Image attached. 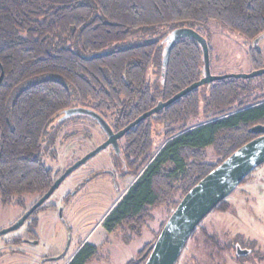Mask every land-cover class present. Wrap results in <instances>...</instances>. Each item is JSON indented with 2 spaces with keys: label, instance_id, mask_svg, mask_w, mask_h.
<instances>
[{
  "label": "trees",
  "instance_id": "obj_1",
  "mask_svg": "<svg viewBox=\"0 0 264 264\" xmlns=\"http://www.w3.org/2000/svg\"><path fill=\"white\" fill-rule=\"evenodd\" d=\"M210 23L255 41L264 34V0H0V202L39 199L53 184L42 162L43 142L65 110L90 109L119 131L198 81L200 45L177 39L163 69L165 38L181 28L199 33L196 27ZM251 53V63L261 69L259 53ZM153 66L158 92L148 82ZM263 76L199 87L157 119L130 128L119 146L127 174L138 178L104 216L103 229H141L155 207H164L169 217L193 186L253 140L251 129L264 123ZM153 121L164 140L149 152ZM226 209L223 200L211 212ZM97 258L96 247L81 242L66 264Z\"/></svg>",
  "mask_w": 264,
  "mask_h": 264
},
{
  "label": "rangeland",
  "instance_id": "obj_2",
  "mask_svg": "<svg viewBox=\"0 0 264 264\" xmlns=\"http://www.w3.org/2000/svg\"><path fill=\"white\" fill-rule=\"evenodd\" d=\"M196 28L209 46L213 76L256 71L251 52H255V58L259 56L264 68V34L249 42L216 23ZM165 32L162 29L156 33ZM156 74L157 67H151L148 82L154 83L158 92ZM261 79L264 81V76ZM61 118L62 114L51 124L42 149V162L54 179L106 141L101 127L90 117ZM151 124L149 152H154L164 139L159 124ZM124 163L122 154L116 157L106 147L74 170L20 228L0 237V264H66L81 242L92 244L98 251V258L87 264H127L144 259L147 251L142 255L143 249L153 241L168 215L164 207L152 208L151 218L141 229L124 228L109 234L101 224L138 178L127 174ZM36 201V196H23L11 205L0 202V231L15 224ZM225 201L227 209L210 212L201 221L175 264H264V163L251 171L245 183Z\"/></svg>",
  "mask_w": 264,
  "mask_h": 264
},
{
  "label": "water",
  "instance_id": "obj_3",
  "mask_svg": "<svg viewBox=\"0 0 264 264\" xmlns=\"http://www.w3.org/2000/svg\"><path fill=\"white\" fill-rule=\"evenodd\" d=\"M189 37L195 40L201 47L203 56V74L202 77L185 87L166 101H158L149 111L138 116L133 122L116 134L109 136L108 139L94 151L67 168L57 179L54 180L48 191L41 196L35 204L11 227L0 231V237L20 228L27 218L39 207L43 205L46 199L58 188V186L79 166L95 156L108 145L115 143L130 128L144 121L150 116L156 115L164 108L182 98L191 91L210 84L215 81L234 78V79H251L264 74V68L257 69L250 74H231L222 76H213L210 73L209 49L206 41L197 32L190 29H177L172 31L165 38L166 45L162 59V68L165 69L170 49L174 42L179 38ZM163 76V74H162ZM75 115H85L97 122L103 130L105 129L103 119L90 109L70 108L63 112L61 120ZM256 137L237 149L219 166L201 179L193 186L179 201L176 208L169 217L178 210L180 216L177 220H182L178 226L171 224L167 226V231L162 228L150 251L146 252L144 264H175L178 260L182 249L185 247L191 234L194 232L199 223L223 200H225L234 189L253 171L256 167L264 163V123L256 125L251 129ZM109 135V134H108ZM238 251V250H237ZM240 251L237 252L239 254Z\"/></svg>",
  "mask_w": 264,
  "mask_h": 264
},
{
  "label": "flooded vegetation",
  "instance_id": "obj_4",
  "mask_svg": "<svg viewBox=\"0 0 264 264\" xmlns=\"http://www.w3.org/2000/svg\"><path fill=\"white\" fill-rule=\"evenodd\" d=\"M96 124H97V122H96ZM104 125H105V129L106 130H103L102 128L101 129H102V131L105 134L106 140L108 139L109 136H112V135H114V134H116L117 132L120 131V130L119 131H114L106 123H104ZM121 138H119L118 140H116L115 143L110 144V145L107 146V147H110L112 149V151L114 152V154L116 155V157H118V155L121 154V152H120V146H119V141H120ZM123 163H124V160H123ZM124 165H125V163H124Z\"/></svg>",
  "mask_w": 264,
  "mask_h": 264
},
{
  "label": "clouds",
  "instance_id": "obj_5",
  "mask_svg": "<svg viewBox=\"0 0 264 264\" xmlns=\"http://www.w3.org/2000/svg\"><path fill=\"white\" fill-rule=\"evenodd\" d=\"M178 216H180L179 210L171 217L165 216L164 220L161 221V227L165 229V232L167 231L168 225L176 224L179 226L182 223V220H177Z\"/></svg>",
  "mask_w": 264,
  "mask_h": 264
}]
</instances>
